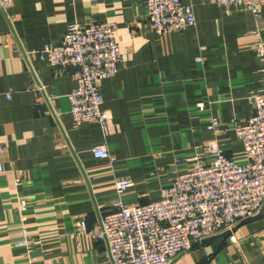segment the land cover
I'll list each match as a JSON object with an SVG mask.
<instances>
[{
  "label": "crops",
  "instance_id": "crops-1",
  "mask_svg": "<svg viewBox=\"0 0 264 264\" xmlns=\"http://www.w3.org/2000/svg\"><path fill=\"white\" fill-rule=\"evenodd\" d=\"M182 1L194 7L196 25L164 37L151 29L147 0H14L0 14V264H28L17 245L25 237L38 264H112L105 243L72 237L77 222L98 228L119 198L159 201L213 139L246 163L233 127L253 115L251 95L264 92V61L255 53L264 44V7L256 17L214 0ZM94 22L117 24L124 56L119 72L101 83L103 109L118 129L108 137L97 123L74 125L73 71L39 58L70 24ZM211 118L217 136L207 130ZM102 143L113 163L94 157ZM120 179L135 186L119 195ZM173 264H264V214Z\"/></svg>",
  "mask_w": 264,
  "mask_h": 264
},
{
  "label": "built area",
  "instance_id": "built-area-1",
  "mask_svg": "<svg viewBox=\"0 0 264 264\" xmlns=\"http://www.w3.org/2000/svg\"><path fill=\"white\" fill-rule=\"evenodd\" d=\"M59 1V0H55ZM14 0H0V14L7 13ZM219 7L242 8L259 17L264 0H214ZM147 18L158 37L183 32L196 25L192 5L182 0H147ZM114 22L72 23L61 41L48 46L39 58L62 70H72L76 82L69 99L74 125L97 123L104 136L117 132V126L103 109L101 83L120 70L124 56L117 41ZM264 61V44L255 47ZM8 94V98H10ZM254 113L245 123H234V131L243 144L246 163L230 158L217 139L209 141L203 152L186 162L187 169L178 173L171 186L162 190L159 201L144 205H126L121 198L112 211L100 218L98 228L90 229L86 220L76 224L72 237L89 235L105 243L112 264H173L183 254L205 241L232 235L246 221L264 214V92L250 97ZM203 109L204 105H198ZM207 130L215 136L217 119H209ZM0 141V175L5 172ZM93 155L113 163L106 143L96 145ZM20 183V180H19ZM135 186L130 179H120L117 191L122 195ZM24 213L27 203L21 201ZM24 248L28 264H38L34 241L25 237L17 243ZM42 264H55L45 260Z\"/></svg>",
  "mask_w": 264,
  "mask_h": 264
},
{
  "label": "trees",
  "instance_id": "trees-1",
  "mask_svg": "<svg viewBox=\"0 0 264 264\" xmlns=\"http://www.w3.org/2000/svg\"><path fill=\"white\" fill-rule=\"evenodd\" d=\"M208 241V240H207ZM206 242V241H205ZM201 246V245H200Z\"/></svg>",
  "mask_w": 264,
  "mask_h": 264
}]
</instances>
